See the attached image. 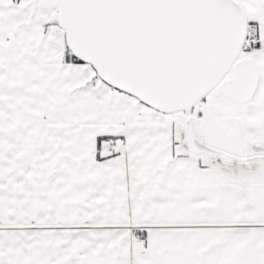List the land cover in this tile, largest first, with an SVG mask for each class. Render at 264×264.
<instances>
[{"label": "snow or ice", "instance_id": "6c2138e0", "mask_svg": "<svg viewBox=\"0 0 264 264\" xmlns=\"http://www.w3.org/2000/svg\"><path fill=\"white\" fill-rule=\"evenodd\" d=\"M0 264H264V0H0Z\"/></svg>", "mask_w": 264, "mask_h": 264}]
</instances>
